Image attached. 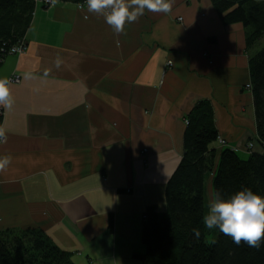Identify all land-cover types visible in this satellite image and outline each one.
Segmentation results:
<instances>
[{
    "label": "crops",
    "instance_id": "0c3cea01",
    "mask_svg": "<svg viewBox=\"0 0 264 264\" xmlns=\"http://www.w3.org/2000/svg\"><path fill=\"white\" fill-rule=\"evenodd\" d=\"M55 1L0 67V232L40 231L74 264H143V216L166 210L199 101L241 159L262 152L246 87L257 46L210 0Z\"/></svg>",
    "mask_w": 264,
    "mask_h": 264
},
{
    "label": "trees",
    "instance_id": "16d2710c",
    "mask_svg": "<svg viewBox=\"0 0 264 264\" xmlns=\"http://www.w3.org/2000/svg\"><path fill=\"white\" fill-rule=\"evenodd\" d=\"M210 1L225 26L241 24L248 30V49L264 38V0ZM34 11L33 0H0V67L10 49L24 40ZM249 69L262 152L252 153L247 160L229 148L218 154L212 148L219 136L213 105L199 101L187 117L183 156L166 186V210L149 207L145 212V252L135 254L143 264H264V47L250 56ZM2 122L0 114V126ZM209 179L214 207L220 213L213 237L206 206ZM255 209L261 211L259 219L253 215ZM224 214H239L232 229L219 226ZM0 264L74 263L70 253L42 232L27 230L0 232Z\"/></svg>",
    "mask_w": 264,
    "mask_h": 264
},
{
    "label": "built area",
    "instance_id": "2783aa9c",
    "mask_svg": "<svg viewBox=\"0 0 264 264\" xmlns=\"http://www.w3.org/2000/svg\"><path fill=\"white\" fill-rule=\"evenodd\" d=\"M34 4H35V11L33 12V17L35 15L36 9L38 8V6H44V7H52L53 5L56 4L55 0H33ZM90 2H94L96 5H98L99 7H101L102 9H104L106 12H109V6L107 4H104L102 0H83L81 2L78 3V9L79 10H83L85 5L90 3ZM181 20V19H180ZM26 52V45L24 40L19 42L18 44H16L13 48L10 49V55H22ZM171 64V63H170ZM20 77L19 76H14L12 77L9 82V84H18L20 83ZM247 89H251L250 84L247 85ZM0 114H3L2 109H0ZM186 124L188 125V121H186ZM0 140H2V138H0ZM218 142L220 144V146L222 148H228V143L226 140H224L221 137H218ZM253 145L251 143L248 144V149H252ZM232 151L236 152V149H231ZM145 219V217H144Z\"/></svg>",
    "mask_w": 264,
    "mask_h": 264
},
{
    "label": "rangeland",
    "instance_id": "374dc122",
    "mask_svg": "<svg viewBox=\"0 0 264 264\" xmlns=\"http://www.w3.org/2000/svg\"><path fill=\"white\" fill-rule=\"evenodd\" d=\"M180 21H182V19ZM262 47H264V38L260 41L259 44H257V50H260ZM206 206H207V213H208L207 214L208 215V217H207L208 224L210 225V226L209 225L208 226L210 228L209 230H210L211 235L213 237V235L216 234V230L218 229L217 228V224H218L217 220H220L219 219V214L220 213L218 211H216V209H215V207L213 205L211 206L208 197L206 199ZM253 215H254L255 218L259 219L260 216H261L260 209L253 210ZM229 216H230V214L222 215L221 219L223 220L224 224L222 222H220V223L223 224V225L219 224V226H221V228L225 227V228H228V229H232L236 225L237 220L239 221V214H233V215H231V217H229ZM237 216H238V219H237ZM144 217L145 216H143V219H144ZM208 240L211 241L212 239H208Z\"/></svg>",
    "mask_w": 264,
    "mask_h": 264
}]
</instances>
